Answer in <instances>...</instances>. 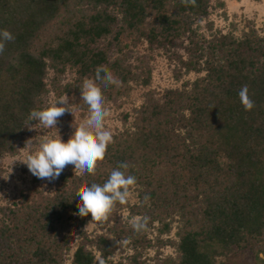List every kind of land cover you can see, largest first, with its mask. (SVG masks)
<instances>
[{
  "label": "trees",
  "instance_id": "1",
  "mask_svg": "<svg viewBox=\"0 0 264 264\" xmlns=\"http://www.w3.org/2000/svg\"><path fill=\"white\" fill-rule=\"evenodd\" d=\"M208 5L209 0L187 6L181 0H0V29L14 37L0 53V154L16 151L13 142L29 124L30 111L44 108L50 71L54 90L76 98L98 67L120 81L103 89L108 100L127 95L139 75L149 86L148 62L131 66L122 38L145 41L151 52L179 47L187 55L179 58L185 71L202 74L181 90L148 92L134 131L113 137L95 174L62 173L53 194L35 189L1 207L0 264H64L74 239L70 228H84L92 219L76 215L82 204L77 196L91 183H104L121 163L137 178V213L150 224L160 222L163 232L169 231L167 220L180 223L177 256L161 264H225L238 253L264 264V38L218 36L205 45L193 26L208 16ZM108 38L111 43L101 48ZM111 47L121 56L111 59ZM68 69L77 78L61 86ZM245 85L255 104L249 111L239 99ZM33 193L37 198L30 200ZM123 206L111 213L116 223L115 209ZM115 231L127 234L133 247L146 243L145 230L118 224ZM79 237L72 264H94L89 247L103 261L115 253L114 239H91L83 230ZM139 256L137 251L130 264H146Z\"/></svg>",
  "mask_w": 264,
  "mask_h": 264
},
{
  "label": "rangeland",
  "instance_id": "2",
  "mask_svg": "<svg viewBox=\"0 0 264 264\" xmlns=\"http://www.w3.org/2000/svg\"><path fill=\"white\" fill-rule=\"evenodd\" d=\"M193 27L197 33V39L205 45L218 36L241 40L247 34L256 33L264 38V0H209L208 16L196 19ZM109 43H111L110 38L103 40L99 45L101 48H105ZM120 48L124 54L131 55V66H137L138 60L141 59L148 62L149 69H151V83L149 86H143L142 77L139 75L140 79L130 83L128 94L114 101L108 100L102 89L105 107L110 113L106 118L105 126L113 132V137L134 131L137 111L143 106L148 92L161 95L168 90H181L185 85L192 84L202 76V74L185 71L180 59H187V55L179 47L172 51L151 52L145 41L139 42L132 37L122 38ZM110 49L111 59L121 56L116 47ZM76 78L75 70L68 69L58 84L61 86L73 85ZM53 81V73L50 71L47 77L48 93L44 95V107H47L58 97L65 96L68 100L67 107L71 112L66 111L63 116L58 118L57 128H47L38 121L29 123L13 142L16 151L14 153L5 151L0 154V208L13 205L20 199L23 192L38 189L45 195L54 193L60 176L51 182L38 179L20 161L26 158L30 150H35L40 140L46 136H56L59 133L62 139L67 141L75 128L82 124L89 115L88 106L81 99V95L79 98L60 95V90H54V85L56 86L57 82L54 84ZM66 172L75 174L74 165H66L62 173ZM36 198L37 195L34 193L30 195V200ZM140 204L138 191L134 188L129 202L125 206L115 209L116 220L119 223H116L113 214H111L106 220L91 219L84 228H81L78 223L73 224L69 233L74 239L64 264H72L73 254L81 242L79 233L82 230L91 239L105 235L115 241V253L107 261L102 260L100 253L94 247H89L96 256L94 264H101V261L103 264H130V258L137 251H140V260L146 264H161L166 258H175L177 256V232L180 228L178 220L166 221L169 223L168 232H163L160 222L153 224L149 222L144 232L146 243L143 248L133 247L134 244L127 234L115 231L118 224L125 228H131V221L134 218L146 216L137 213ZM225 262V264H256L254 255L249 253H238Z\"/></svg>",
  "mask_w": 264,
  "mask_h": 264
},
{
  "label": "clouds",
  "instance_id": "3",
  "mask_svg": "<svg viewBox=\"0 0 264 264\" xmlns=\"http://www.w3.org/2000/svg\"><path fill=\"white\" fill-rule=\"evenodd\" d=\"M186 6L195 0H181ZM14 37L7 29H0V53L3 52L5 43ZM120 81L111 73H105L98 67L95 80L85 79L82 83L81 99L88 106V117L75 128L73 134L64 141L58 133L56 136H46L39 142L35 150H30L26 158L20 162L25 164L32 175L41 180L57 179L66 165H74L75 174H95L98 162L105 159L108 146L114 143L113 132L105 126L106 118L110 115L105 107V98L102 89L110 86H119ZM239 99L246 111L252 110L254 101L249 96V89L245 85L239 92ZM68 100L65 96L58 97L47 107L33 109L28 116V123L38 121L47 128H57L58 118L66 111ZM71 112V111H70ZM129 165L121 163L112 169L107 180L102 183H91L77 196V202H82L76 215L86 217L91 214L92 220H106L117 204L124 205L133 195L137 178L128 173ZM150 197L145 195L144 203ZM150 218L148 216L136 217L131 221V227L136 232L147 229ZM101 264L103 262L101 261Z\"/></svg>",
  "mask_w": 264,
  "mask_h": 264
}]
</instances>
